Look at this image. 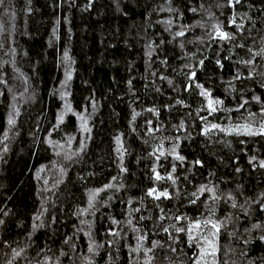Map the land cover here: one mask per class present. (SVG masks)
Listing matches in <instances>:
<instances>
[{
  "label": "trees",
  "instance_id": "obj_1",
  "mask_svg": "<svg viewBox=\"0 0 264 264\" xmlns=\"http://www.w3.org/2000/svg\"><path fill=\"white\" fill-rule=\"evenodd\" d=\"M224 2L171 0L176 12L170 13L161 11L169 6L167 0H92L87 10L84 9L88 0H4L0 6V44L4 46L0 48V64L3 65L0 75L6 79L7 86L0 85V139L7 127L10 105L18 107L20 115L5 141L8 152L4 153V145L0 144V209L9 211L7 217L0 211V219L6 221L0 226V264H7L12 258V249L21 247L25 252L15 264H36L45 257L49 258V264H88L89 259L92 264H143L142 253L130 251L140 234L147 237L145 247H151L153 240L160 245L154 251V264H192L194 249L189 247L185 234H180L179 243L172 244L177 249L175 253L168 250L169 235L175 236L174 228L169 226L176 225V221L167 217H208L209 212L200 201L195 205L189 203L190 194L200 184L216 186L217 194L225 198L231 192L238 205L264 193V170L253 171L248 164L253 155L257 161L264 159V137L226 136L218 131L208 137L200 135L204 124L200 117H208L210 123L234 126L245 122L250 111L257 114L258 123L261 106L250 102L245 106L247 111H218L209 117L206 111H197L204 100L195 85L190 91L184 90L190 70L187 65L196 70L197 82L210 89L214 97L224 100V109H235L242 91L250 101L254 93H264V88L260 87L264 82V60L259 57L254 62V80L233 79L237 71L247 75L249 69L235 63L248 58L247 49L252 47L258 51L264 46V0H243V6H237L238 15L247 13L251 18L244 21L243 35L236 41L244 44L243 48L212 43L200 27L172 41V35L161 23L172 19L173 33L180 25L197 21L210 30V22L200 6L203 4L218 20L226 22L232 10L216 7ZM191 8H196L199 14H193ZM199 37H203L205 43H201ZM161 40L165 41L162 45ZM150 42L154 47L149 56L146 46ZM10 49L16 50L15 56ZM65 51L72 62L70 66L63 61ZM203 57L208 59L200 66L198 61ZM217 59L223 64L222 70L216 66ZM162 60H167V64H162ZM66 68L72 73L66 91L67 102L73 110L85 112L87 109V113H93V102L96 106L89 121L91 139H86L84 150L70 160L65 159V153L72 154L80 148L82 133L78 131V121L69 113L59 129H53L57 113L63 111L65 103L59 93L65 90L62 81ZM161 76L166 79H160ZM22 77L27 79V85ZM230 80L235 92L226 91ZM177 99L187 106L176 105ZM165 105L174 107L166 110ZM149 107L157 108L159 116L145 111ZM133 110L140 115L130 127ZM147 120H152V127L160 131L146 134ZM182 120L184 129L179 130L176 126ZM117 136L126 149L124 167L127 172L124 174L119 172L115 151ZM45 137L64 147H49L43 142ZM68 137H72L70 144ZM177 137V151L186 159L183 167H177L176 185L166 181L155 183L151 171L156 163L155 154L150 156L149 153L161 144L164 149H170ZM56 151L61 155H55ZM197 159L203 162V167L194 165ZM171 163L170 156L166 161L161 158L157 171L166 176ZM41 165L45 166V171L38 181L34 177ZM237 167L242 169L240 173L235 171ZM60 168L65 169L62 177ZM44 179L49 181L47 185ZM61 180L62 183L57 184ZM108 183L114 187L100 193L95 208L79 215L80 209L88 207L89 190ZM54 184L57 186L53 187ZM120 184L124 187L117 191ZM153 186L160 190L167 188L172 199L153 201L147 197L146 191ZM225 198L215 205L216 218L224 220L231 215L233 220L222 229L218 260H226L227 264H249V261L260 264L264 244L258 240L247 246V257L240 253L245 248L243 239L248 238L244 229L250 228L252 223L264 224V212L253 204L254 210L244 217L243 212L232 209L231 202H225ZM201 200H208L207 194L201 196ZM208 203L211 205L210 200ZM137 208L140 211H135ZM44 209L47 211L40 220L34 221L33 217ZM161 215L166 218L160 220ZM112 219L119 223L113 225ZM129 219L131 226L127 223ZM42 222L43 227L33 230V223ZM176 226H186V222ZM132 227L140 231L134 233ZM164 227H169V233L163 232ZM110 230L121 235L109 236ZM86 231L95 245H99L94 249L95 254L88 252ZM229 232L236 235L230 238ZM258 235V232L253 233V236ZM68 238H71L69 244H65ZM5 241L10 247L5 248ZM61 251L64 256H60Z\"/></svg>",
  "mask_w": 264,
  "mask_h": 264
},
{
  "label": "snow or ice",
  "instance_id": "obj_2",
  "mask_svg": "<svg viewBox=\"0 0 264 264\" xmlns=\"http://www.w3.org/2000/svg\"><path fill=\"white\" fill-rule=\"evenodd\" d=\"M168 7L166 9H161V11H168L170 13L176 12V9L171 7V0H167ZM4 0H0V6H3ZM92 4V0H88V4L85 5V9L87 10L88 7ZM237 6H243V0H225L223 4H217V8H227L232 10L230 14L227 16L226 22H222L218 20L211 11L204 8V5L201 4L200 8L203 12L207 15V21L210 22V30L205 29V24L201 23L200 21H197L195 24L192 25H180L179 30L172 32L171 25L173 24L172 19H168L165 21H161L165 25V31L169 32L170 35H172V41L176 40L180 37H185L186 32L191 30L194 27H200L202 30H204V35L207 36V40L219 44L221 46L225 44H231L234 47L243 48L245 47L244 44H237L236 41L238 39V36L243 35V31L245 29V20H250L251 18L248 16L247 13H241L237 14ZM193 14H199L198 10L196 8L189 9ZM7 12V9L5 10ZM222 15L224 13H221ZM180 18L182 19V14H180ZM249 32H251V29H249ZM0 34H2V28H0ZM53 34H55V29L53 30ZM251 38V37H250ZM201 43H205L203 37L197 38ZM172 41H168V43H172ZM165 41L161 40L160 44H164ZM211 47V44L208 45ZM4 46L0 44V48H3ZM154 44L152 42L148 43L146 48V55L151 54V51L153 50ZM158 47V46H157ZM181 49L183 50L184 45L181 43L180 45ZM249 56L246 59L237 60L235 63L240 64L243 67L248 68L247 75H242L240 71H237V73L234 76V80H254L255 79V61L257 57L264 60V46H262L258 51L254 50L252 47H249L247 49ZM10 52L13 56L16 55L15 49H10ZM229 53L231 56V49H229ZM6 55L8 53H5ZM229 57H224L223 59H229ZM208 57H203L198 61L200 66H204L205 60H207ZM63 61L66 65L70 66L72 63L69 57V54L67 51H65L63 56ZM162 64H167V60H162ZM216 66L223 69V64L221 63L220 59H217L215 61ZM189 67V73L187 74V80L188 84L185 86V91H190L193 84L195 85V88L199 90V95L203 98L204 104H202L201 108L197 111H206L208 113V116H213L218 111H236L240 112L241 109H244L246 105L250 104V102H255L256 104H259L260 111H259V122L257 123L255 120V117L257 116L256 113L248 112V116L245 117V122L243 123H237L234 126H223L217 123H210L208 121V117H200L202 121H204L203 127L200 131V135L208 137L211 133L214 131H218L223 133L224 135H235V136H246V137H264V93L261 95H256L255 93L251 97V101L247 98H245L243 91L241 92L240 102L238 103L237 107L235 109H224V100L216 98L212 95V92L210 89H206L202 84L197 82V72L194 68L191 66ZM0 68H3V65L0 64ZM13 72H16V68L13 67ZM155 75V73H153ZM264 75V74H262ZM23 78V77H22ZM72 79V73L68 68H66L65 71V79L62 81V88L65 90L60 91L59 96L60 99L65 101L63 111L57 113L56 116V123L53 125V129H59L60 125L64 123L65 116L71 113L72 116H75L76 120L78 121V131L82 133L81 135V141H80V148L72 154L65 153V159H71L73 155H79L80 152L84 150L85 144L84 141L86 139H91V132L92 129L89 126V121L91 119V115L95 112V102L92 104L93 113H87V109H85V112H76L73 110L70 103L67 102V86L68 82H70ZM160 79L164 80L166 77L161 76ZM24 84L27 85V79L23 78ZM169 85H172V81L168 80ZM229 87L226 89V91L229 92H235L236 88L233 86L232 81L227 82ZM0 85L7 86L6 79L3 78V75H0ZM129 86H131V81H129ZM260 87L264 88V82L260 83ZM27 90V89H26ZM157 92L160 91L159 88L156 89ZM9 92H11V88H9ZM16 97L13 96V100H15ZM176 105L181 106H187L184 104V101L181 99L176 100ZM166 110H170L174 105H165L164 106ZM145 111L151 113L153 116H159V110L155 107H149L146 108ZM87 113V114H86ZM20 115L19 108L15 105H10V111L8 113L7 119H6V125L5 131L3 133V139H0V144H3V152H8V146L5 143L9 139V133L16 127V118ZM140 113L136 112L135 110L132 111V120L129 122L130 127L132 126V123L135 121L136 117L139 116ZM147 132L146 134H152L154 131H160V128H153V121L147 120ZM179 130L184 129V121L182 120L178 126H176ZM52 135L51 132H49V137ZM72 140V137H68V143L70 144ZM45 144H47L49 147L53 148H63L64 145H57L54 141L50 140L48 137L44 138L43 141ZM115 143L117 145L115 151L118 153V160H119V172L121 174H124L127 172L126 167H124V156L126 154V149L124 148L121 138L119 136L115 137ZM241 143H244V141H241ZM179 148V138H176V143L172 145L170 149H164L163 145H158L157 149H159L158 154L157 149L153 150V153H149V155L155 154V160L156 163L153 164V167L151 169L153 176L152 179L155 183H158L160 181H166L170 182L173 186L176 185L177 177L175 175L177 171V167H183V163L185 161V157L183 155H180L177 149ZM55 155L59 156L61 153L59 151L55 152ZM171 157L172 163H171V170L167 171L166 176H162L160 172L157 171V164L160 163L161 158H164L166 161L168 157ZM178 162V163H177ZM194 165L203 167V162L199 159L195 160ZM248 164L252 165L253 171H255L257 168L264 170V159H261L257 161V157L255 155L250 156L248 159ZM56 167L55 162H53V168ZM45 171V166L41 165L37 170L35 174L36 180H41V173ZM237 173H240L242 171L241 168L237 167L235 169ZM60 176L62 177L65 174V169L60 168L59 169ZM209 175H212L211 173ZM113 180H116V177L112 178ZM187 179V177H185ZM43 183L47 185L49 181L47 179L43 180ZM58 183H62L61 181H57ZM57 184H54L53 187L57 186ZM114 185L112 183L105 184L102 188H97L95 190H89L87 193V205L88 207L85 209H80L78 211L79 215H84L89 210L95 208L97 198L100 196V193L103 191H106L107 189L113 188ZM124 185L120 184L119 187L116 188L117 191H119L120 188H123ZM239 188V186H237ZM48 190V189H45ZM39 191V189H38ZM207 194L208 200L211 201V205L208 203V200H201V196H204ZM145 195L149 198H151L153 201H160L163 200H171L172 196L167 188L160 190L157 187H149L146 191ZM178 195V193H177ZM192 199L189 201L190 204L195 205L198 201H200L205 209L208 210L209 216L206 218H189L184 215H175L174 217H167L168 219H175L176 225H183L184 222H186V226H176V225H170L169 227L174 228L175 230V236L169 235V251L175 253L177 249L172 246L173 243H179V237L180 234H185L187 238V242L190 248L194 249V255L192 256V264H227V261H219L218 260V253L220 252V246H219V239L221 236L222 229H225L229 223L232 222L233 216H225L224 220H220L219 218H216V209L215 205L225 197H222L221 195L217 194L216 186L209 187L206 184H200L194 192L191 194ZM109 200L112 199L111 196L108 197ZM143 199V197L141 198ZM225 202H231L230 206L232 209H239L243 212L244 217H248L250 215V212L253 211V204L256 205V207L259 209V211L264 212V193L260 194V196L255 197L253 199H246L243 204L237 203L236 197L231 193L226 194ZM132 201L129 200V204H131ZM159 207V205H157ZM0 211L3 212V215L7 217L9 215V211H4L0 209ZM44 211H47V209H44L40 215L34 216L33 220H40L41 216L44 214ZM135 211H140L139 208L135 209ZM161 212H163V209H161ZM166 217L164 215H161L159 217L160 220H164ZM141 220L144 219V217L140 218ZM238 220L239 218L236 217ZM6 221L4 219H0V226L5 225ZM53 223H55V218H53ZM81 223H84V221H81ZM111 223L113 225L118 224L119 222L115 219H112ZM128 225H132L131 219L128 220ZM43 222L40 225H37L36 223H33L32 228L35 230L37 227H43ZM91 225L89 224V228ZM169 227H164L163 232L169 233ZM132 231L134 233L139 232L140 230L138 228L132 227ZM244 232L247 234L248 238L243 239V243L245 245V248L241 250V255L244 257L248 256L247 246L253 241L258 240L260 243L264 244V224L261 223H252L251 227H246L244 229ZM254 232H258V236H253ZM84 235L86 237H89V244H88V252L91 254H95L94 249L96 247H99V245H95V243L90 238V233L85 232ZM109 236L117 237L120 236V232L116 231H109L107 233ZM236 235L233 232H229L228 236L231 238L232 236ZM28 239H31V233L28 236ZM71 238L65 239L64 243L69 244ZM147 237L144 234H140L136 236V246L134 248H131L130 251L143 255V264H154L155 256L154 251L155 249L160 246L159 243L155 240L151 241V247H145V241ZM237 239H240L238 236ZM5 248L10 247V245L5 241L4 242ZM109 246H111V242H109ZM74 247V246H73ZM25 252V248L21 247L19 250L16 248L12 249V258L7 261V264H15L17 261V258L21 257V254ZM152 254V255H150ZM65 253L61 251L60 256H64ZM59 260V257H57V262ZM36 264H49V258L45 257L43 261H36ZM88 264H92L91 260H88ZM139 264V262H137ZM249 264H254L253 261H249ZM260 264H264V257L261 258Z\"/></svg>",
  "mask_w": 264,
  "mask_h": 264
}]
</instances>
